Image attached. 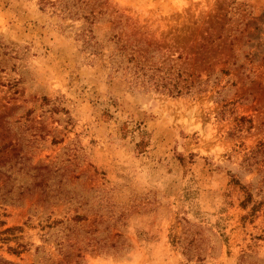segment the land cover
Returning a JSON list of instances; mask_svg holds the SVG:
<instances>
[{
	"label": "rangeland",
	"instance_id": "rangeland-1",
	"mask_svg": "<svg viewBox=\"0 0 264 264\" xmlns=\"http://www.w3.org/2000/svg\"><path fill=\"white\" fill-rule=\"evenodd\" d=\"M0 264H264V0H0Z\"/></svg>",
	"mask_w": 264,
	"mask_h": 264
}]
</instances>
